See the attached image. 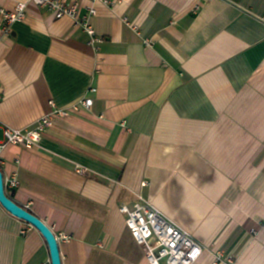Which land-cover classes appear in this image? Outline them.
Listing matches in <instances>:
<instances>
[{"label":"crops","instance_id":"obj_1","mask_svg":"<svg viewBox=\"0 0 264 264\" xmlns=\"http://www.w3.org/2000/svg\"><path fill=\"white\" fill-rule=\"evenodd\" d=\"M66 1L96 9L99 42L35 4L9 33L0 18V143L78 107L0 152L8 196L58 237L62 264H147L119 210L140 196L202 244L195 264L218 250L264 264V0ZM0 264H52L1 204Z\"/></svg>","mask_w":264,"mask_h":264},{"label":"built area","instance_id":"obj_2","mask_svg":"<svg viewBox=\"0 0 264 264\" xmlns=\"http://www.w3.org/2000/svg\"><path fill=\"white\" fill-rule=\"evenodd\" d=\"M99 1L113 4L110 0ZM29 4L48 8L57 19L69 17L74 26L84 29L92 36V42L101 40L96 36L94 28L89 23V16L95 15L96 9L89 8L87 14L79 16L78 5L76 3L69 4L66 0H20L13 10L0 7L3 33H9L15 23L25 20ZM131 26L138 31L139 26L136 24H131ZM145 45L150 46L151 40L146 39ZM80 103L89 108L92 105V99L85 98ZM75 110H78L77 106L54 108L49 114L38 119L30 128L6 127L4 129L5 142L0 143V152L7 144L20 145L27 149L33 148L40 142L44 132L53 126L55 116H65ZM7 183L12 188L18 186L15 175L8 178ZM119 210L126 216L125 224L131 235L143 247L147 264H195L202 255L203 246L190 231L178 226L159 208L144 201L141 196L139 201L131 205L124 204ZM60 237L65 238L66 236L61 235ZM56 238L58 240V237ZM212 264H233V260L225 257L222 251L218 250L213 254Z\"/></svg>","mask_w":264,"mask_h":264},{"label":"water","instance_id":"obj_3","mask_svg":"<svg viewBox=\"0 0 264 264\" xmlns=\"http://www.w3.org/2000/svg\"><path fill=\"white\" fill-rule=\"evenodd\" d=\"M0 204L12 215L37 228L48 243L52 264H62L59 243L54 232L38 216L16 203L5 190L4 176L0 169Z\"/></svg>","mask_w":264,"mask_h":264}]
</instances>
